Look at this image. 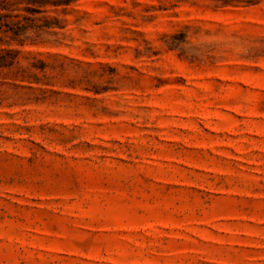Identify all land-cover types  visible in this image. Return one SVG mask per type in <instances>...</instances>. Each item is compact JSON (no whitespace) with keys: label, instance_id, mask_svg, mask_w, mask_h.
Returning a JSON list of instances; mask_svg holds the SVG:
<instances>
[{"label":"rangeland","instance_id":"rangeland-1","mask_svg":"<svg viewBox=\"0 0 264 264\" xmlns=\"http://www.w3.org/2000/svg\"><path fill=\"white\" fill-rule=\"evenodd\" d=\"M36 18L0 30V264H264V0Z\"/></svg>","mask_w":264,"mask_h":264},{"label":"trees","instance_id":"trees-1","mask_svg":"<svg viewBox=\"0 0 264 264\" xmlns=\"http://www.w3.org/2000/svg\"><path fill=\"white\" fill-rule=\"evenodd\" d=\"M8 0H5V2ZM23 4H5L0 3V10L4 12H9V14H0V30L2 28L6 29L4 34H10L12 40L18 43L20 46H24L27 43L30 45H37L44 43V36L49 35V29L57 26V22L49 21L47 19L36 18L37 15L42 13V10L47 7H65L70 6L75 0H21ZM22 7V8H19ZM16 10H21L26 12L27 16L16 23L9 24L8 19L12 16V12ZM19 17V16H16ZM18 53H13L11 51L3 52L0 50V68H11L16 62ZM32 69L43 70L45 68L44 63L39 62L33 64ZM25 78L33 80V82L38 83V74L32 73L28 68L22 70Z\"/></svg>","mask_w":264,"mask_h":264}]
</instances>
